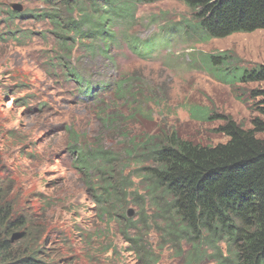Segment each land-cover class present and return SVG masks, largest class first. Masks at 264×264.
I'll list each match as a JSON object with an SVG mask.
<instances>
[{"label":"rangeland","instance_id":"obj_1","mask_svg":"<svg viewBox=\"0 0 264 264\" xmlns=\"http://www.w3.org/2000/svg\"><path fill=\"white\" fill-rule=\"evenodd\" d=\"M68 2L82 7L80 0ZM66 7L60 1L0 0V194L11 216L26 222L25 229L2 232L0 239H9L16 254L36 252L44 264H142L144 256L158 264L194 260L189 244L166 232L169 217L149 198L141 177L149 160L138 163L139 144L165 133L208 145L227 140L217 131L224 120H199L190 109L250 128L262 100L250 94L264 90V82L223 84L198 58L229 51L248 68L264 65V29L205 42L166 35L168 47L135 55L127 40H151L190 18L183 0H156L139 5L130 25L118 24L117 49L106 52L110 59L96 58L82 52L78 33L55 28L67 17L81 22L83 11L68 14ZM72 72L84 82H74ZM77 150L99 153L80 169ZM108 179L106 202L98 204L95 196L104 193ZM23 231L32 237L16 236ZM209 253L196 260H211Z\"/></svg>","mask_w":264,"mask_h":264},{"label":"trees","instance_id":"obj_2","mask_svg":"<svg viewBox=\"0 0 264 264\" xmlns=\"http://www.w3.org/2000/svg\"><path fill=\"white\" fill-rule=\"evenodd\" d=\"M43 1L49 5L59 1L67 7L70 5L68 0ZM153 1L156 0H80L81 8L76 5L66 8L68 14L77 7L82 10L81 22L75 23L67 17L63 25L56 23L55 28L64 35L78 33L86 56L94 54L96 58L110 59L106 52L111 47L117 49L115 29L118 24L130 25L135 20L137 7ZM183 1L190 10L186 23L167 26L168 30L144 42L129 39L126 44L130 51L135 55H145L154 48L168 47L171 43L164 41L166 35L170 41L176 34L205 42L234 33L264 29V0ZM237 58L233 52L216 51L200 54L198 63L223 84L264 82V65L248 68ZM101 61L104 62L103 59ZM72 74L74 82H84L80 73ZM119 83L116 84L117 89L123 88ZM90 88L87 85L83 94L87 95ZM250 96L262 97L261 104L257 106L259 116L252 119L250 128H243L231 118L210 117L204 110L190 109V115L199 120H224L217 129L227 137L224 142L200 144L180 138L175 133H165L159 137L149 135L139 144L141 152L137 156L141 159L138 163H143L142 157L149 160V165L141 168L149 198L157 199L164 215L169 217L165 223L168 226L166 232L171 233L174 240L176 237L183 239L191 248L194 260H182V264H264V90L252 91ZM134 148L137 150L138 145ZM134 148L131 152L135 151ZM77 151L76 161L80 169H88L94 153H99L98 150ZM109 172L112 174L108 177L113 180L114 169L110 168ZM108 183L104 193L95 196L98 204L102 200L106 202V190L112 181ZM1 196L0 236L2 232L8 234L10 230L25 229V220L13 218L12 209L2 202ZM127 223L133 224L129 219ZM16 236L31 238L32 233L23 231ZM135 240H139V235ZM10 243L9 239H0V264H44L41 257L38 256L39 260L36 252L30 249L16 254ZM207 252H210L211 260H196ZM143 259L138 261L157 264L148 256Z\"/></svg>","mask_w":264,"mask_h":264},{"label":"water","instance_id":"obj_3","mask_svg":"<svg viewBox=\"0 0 264 264\" xmlns=\"http://www.w3.org/2000/svg\"><path fill=\"white\" fill-rule=\"evenodd\" d=\"M11 7H12V9H14L16 11H20L21 10V7L19 5H17V4H11ZM128 212L131 213L130 210Z\"/></svg>","mask_w":264,"mask_h":264},{"label":"clouds","instance_id":"obj_4","mask_svg":"<svg viewBox=\"0 0 264 264\" xmlns=\"http://www.w3.org/2000/svg\"><path fill=\"white\" fill-rule=\"evenodd\" d=\"M129 251H132V250H129ZM157 262V264H158V261H156Z\"/></svg>","mask_w":264,"mask_h":264}]
</instances>
